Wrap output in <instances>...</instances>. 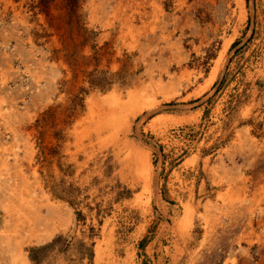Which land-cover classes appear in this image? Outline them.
<instances>
[{"label":"rangeland","instance_id":"rangeland-1","mask_svg":"<svg viewBox=\"0 0 264 264\" xmlns=\"http://www.w3.org/2000/svg\"><path fill=\"white\" fill-rule=\"evenodd\" d=\"M0 264H264V0H0Z\"/></svg>","mask_w":264,"mask_h":264},{"label":"trees","instance_id":"trees-1","mask_svg":"<svg viewBox=\"0 0 264 264\" xmlns=\"http://www.w3.org/2000/svg\"><path fill=\"white\" fill-rule=\"evenodd\" d=\"M76 0H68L69 4H70V7L73 6V3H75ZM71 11H73V9L71 8L70 9ZM234 46V44H233Z\"/></svg>","mask_w":264,"mask_h":264},{"label":"bare ground","instance_id":"bare-ground-1","mask_svg":"<svg viewBox=\"0 0 264 264\" xmlns=\"http://www.w3.org/2000/svg\"><path fill=\"white\" fill-rule=\"evenodd\" d=\"M186 213V212H185ZM189 213V212H188ZM188 216V215H187ZM183 222V221H182Z\"/></svg>","mask_w":264,"mask_h":264}]
</instances>
